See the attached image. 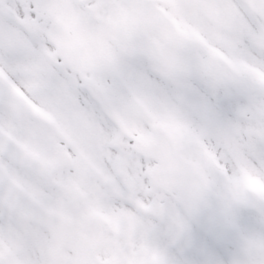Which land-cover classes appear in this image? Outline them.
Instances as JSON below:
<instances>
[{"label": "snow or ice", "instance_id": "snow-or-ice-1", "mask_svg": "<svg viewBox=\"0 0 264 264\" xmlns=\"http://www.w3.org/2000/svg\"><path fill=\"white\" fill-rule=\"evenodd\" d=\"M0 264H264V0H0Z\"/></svg>", "mask_w": 264, "mask_h": 264}]
</instances>
